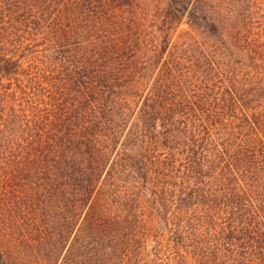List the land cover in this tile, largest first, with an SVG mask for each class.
<instances>
[{"label": "trees", "instance_id": "obj_1", "mask_svg": "<svg viewBox=\"0 0 264 264\" xmlns=\"http://www.w3.org/2000/svg\"><path fill=\"white\" fill-rule=\"evenodd\" d=\"M87 216L163 224L182 264H264V0H0L2 264L20 222L52 264Z\"/></svg>", "mask_w": 264, "mask_h": 264}, {"label": "rangeland", "instance_id": "obj_2", "mask_svg": "<svg viewBox=\"0 0 264 264\" xmlns=\"http://www.w3.org/2000/svg\"><path fill=\"white\" fill-rule=\"evenodd\" d=\"M188 28L183 25L181 31H187ZM96 209L85 210L87 213L96 212ZM103 212V210H101ZM114 212V211H107ZM51 222L46 223L51 230L61 224L59 218H51ZM44 223H39L37 227H45ZM37 227L35 229H37ZM27 230L26 224L20 222V228L14 232L12 240L13 250L9 253L11 258L17 264H41L46 263L52 258L50 251L51 244L55 240L45 238L44 236L33 232L29 237H24L20 230ZM81 231H87L86 239L75 240L74 235L71 237L68 245L56 249V257L52 264H61L69 244L73 243V249H76L78 255L82 254H98L99 261L102 264H182V259L175 251L166 250L169 243V234L167 227L160 223L143 224L134 223L133 221L121 218L115 221L102 220L101 222L95 218H87L77 225ZM33 229V228H30ZM94 230V231H92ZM100 231V232H99ZM25 233V231H24ZM75 234V233H74ZM78 237V236H77ZM161 240L164 248L159 253L157 242ZM51 247V248H50ZM104 255L111 260L110 263L104 262ZM0 264H2L0 260Z\"/></svg>", "mask_w": 264, "mask_h": 264}]
</instances>
